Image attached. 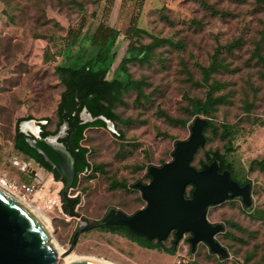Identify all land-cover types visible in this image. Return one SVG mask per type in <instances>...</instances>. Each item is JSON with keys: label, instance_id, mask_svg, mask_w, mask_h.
I'll use <instances>...</instances> for the list:
<instances>
[{"label": "rangeland", "instance_id": "1", "mask_svg": "<svg viewBox=\"0 0 264 264\" xmlns=\"http://www.w3.org/2000/svg\"><path fill=\"white\" fill-rule=\"evenodd\" d=\"M133 17L145 33L131 39L126 31ZM100 23L116 31L108 81L125 79L119 67L132 41L155 47L146 62L128 65L132 79L143 82V93H125L115 108L121 119L116 129L125 139L108 129L86 132L82 145L90 150L93 169L80 176V212L91 220L105 214V175L108 206L134 213L146 205L132 186L149 182L150 166L173 160L174 143L190 137V125L197 117L209 118L194 116L190 100H204L208 87L203 69L219 50L228 68L212 75L210 83L223 84L217 95L225 100L214 118L210 116L217 128L208 131L210 141L193 165L200 169L206 151L224 154L232 143L253 184V204L246 208L236 198L209 210L211 223L225 225L217 239L236 261H221L207 249L202 258L192 256L185 243L174 256L139 250L100 230L83 235L68 256L107 264H264V171L258 166L264 162V63L257 56L259 46L264 56V4L258 0H0V174L8 182L36 185L25 170L31 160L14 148L16 129L28 118L37 123L48 119L47 127L55 128L64 90L55 66L65 62L71 48L68 32L73 29V37L89 45ZM237 42L240 45L230 52L227 48ZM81 118L94 120L86 111ZM178 120L187 125H176ZM224 125L232 128L230 137L224 136ZM38 167L32 163L34 170ZM44 176L51 192L62 186L63 192L64 185ZM26 200L49 220L53 241L68 250L80 221L64 207L63 213L58 207L49 208L45 199Z\"/></svg>", "mask_w": 264, "mask_h": 264}, {"label": "water", "instance_id": "2", "mask_svg": "<svg viewBox=\"0 0 264 264\" xmlns=\"http://www.w3.org/2000/svg\"><path fill=\"white\" fill-rule=\"evenodd\" d=\"M99 119L105 122L111 133L119 135L111 120L105 117ZM95 120H86L85 123ZM30 122L38 126V132L23 128V124ZM47 123H37L33 119L24 120L20 122L18 129L24 135L35 137L26 139L29 147L40 154L66 182L62 197L66 201L69 214L73 216L76 201L69 197V190L76 177V160L65 145L59 142L60 133L45 139L39 138L41 126ZM208 125V118L197 117L190 128V137L176 143L173 160L162 166H150L151 181L148 184L139 182L134 185V188L141 190L147 202L145 209L132 216L111 209L102 220L92 224L83 219L85 225L78 228L71 248L64 251V255L72 251L79 235L85 230L105 225H125L135 234L159 241L166 240L172 230H177L175 243L184 233L190 232L193 233L190 239L193 251L197 243L203 242L214 254L222 259L228 258V250L216 240V235L223 232L225 225L209 222V208L235 198H240L243 206L249 208L253 204V184L248 182L241 186L233 179L230 170L220 172V162L212 154L202 169L193 165L199 149L207 144L204 131ZM64 129L63 126L62 130ZM191 187L193 190L189 197L188 191ZM59 263V251L53 241L52 228L44 225L37 215L0 184V264ZM71 264L96 263L77 260Z\"/></svg>", "mask_w": 264, "mask_h": 264}, {"label": "trees", "instance_id": "3", "mask_svg": "<svg viewBox=\"0 0 264 264\" xmlns=\"http://www.w3.org/2000/svg\"><path fill=\"white\" fill-rule=\"evenodd\" d=\"M258 1L264 4V0ZM84 21L83 19L79 29L83 28ZM144 33V30L137 26V18L133 17L126 31V35L133 39L135 36H140ZM115 34L116 31L113 27L100 23L90 36V43L87 45L84 39H75L73 37L75 32L73 29L70 30L68 32V38L73 39V42L69 45L71 48L67 51L65 62L55 66V74L58 76L60 84L64 87L57 107V126L60 127L67 123L72 133V143H67V148L76 160L74 186L79 182V175L81 173L93 169L88 158L89 149L82 145L85 139L86 129L90 126L106 128L105 122L100 120V117L111 120L117 127L121 119L115 112V108L122 101L124 94L130 91H137L140 94L143 93V82L132 79L128 71V65L146 62L149 59V55L153 52L155 45L152 43L149 45L137 46L134 41H132L119 67L125 79L114 78L112 81H108L107 76L114 59L112 48L115 45ZM239 45L240 43L237 42L231 44L227 49L232 52V50ZM74 46H79L78 50L73 51L72 48ZM257 52L258 59L264 63V56L261 54L260 46ZM221 53L222 50H219L212 64L208 68L203 69L204 81L208 87L204 100H190L192 114L194 116L204 115L209 117V125L204 131L207 143L210 141V138L207 136L208 131L216 130L217 128L214 121L210 119V116L214 118L215 113L218 111V106L225 100L224 97L217 95L223 88V84L217 80H213L210 83L212 75L220 73L228 68L225 60L221 58ZM84 110L96 120L94 122L84 123L79 119V114ZM74 114L76 115L73 116ZM31 119L33 118H28V120ZM46 121L48 122L49 120L47 119ZM174 123L176 125H187L185 121L181 120L174 121ZM191 126L192 124L190 128ZM223 127L224 136L226 138L230 137L232 135V128L227 125ZM46 134L48 135L49 133ZM22 135L19 129H16V136L19 137L20 140L15 144V149L32 157L42 168L53 174L55 180L65 182L40 154L29 147ZM116 137L120 140L125 139L122 132ZM177 142L178 141H176L174 145H176ZM203 148H200L199 151ZM210 154L214 155L215 158L219 160L221 165L220 172L228 169L231 171L233 179L240 184L250 182V180L246 178L247 169L244 164L237 159L235 148L232 143L226 146L224 154L220 151H206L205 161L200 162V169H202L205 162H209ZM258 166L264 171V162H259ZM64 209L66 210L65 206ZM223 231H225V229Z\"/></svg>", "mask_w": 264, "mask_h": 264}, {"label": "flooded vegetation", "instance_id": "4", "mask_svg": "<svg viewBox=\"0 0 264 264\" xmlns=\"http://www.w3.org/2000/svg\"><path fill=\"white\" fill-rule=\"evenodd\" d=\"M87 112V111H86ZM88 113V112H87ZM89 114V113H88ZM76 114H74L73 116H75ZM90 115V114H89ZM92 117V116H91ZM93 118V117H92ZM79 119H81L82 120V118H81V114H79ZM83 121V120H82ZM84 122V121H83ZM85 123V122H84ZM48 124H49V121H48V123L46 124V125H43V126H41V131H40V133H39V138H42V139H45V138H48L49 136H53V135H57L58 133H60V135H61V138L59 139V142H61V143H63L64 145H65V147L67 148V145L68 144H71L72 143V133H71V131H70V129H69V126H68V124L67 123H65V124H63L62 126H57V124H56V126H55V128L53 129V130H51V129H49L47 126H48ZM64 126V130H62V127ZM98 128H102V129H107V127L105 128V127H94V126H90V127H88L87 129H86V131H85V138H86V132L88 131V130H91V129H98ZM18 129V128H17ZM62 130V131H61ZM117 130V129H116ZM46 133H49L48 135L46 134ZM113 134V133H112ZM113 135H115V134H113ZM115 136H117V135H115ZM22 137H23V139L26 141V139L27 138H31V139H34L35 137L33 136V135H22ZM19 137H17L16 136V133H15V137H14V148H15V144H17L18 142H19ZM85 140V139H84ZM68 143V144H67ZM87 148V147H86ZM68 149V148H67ZM17 151V150H16ZM18 153H20L21 155H23L25 158H27V159H29V160H31L34 164H36L37 166H39V167H41L32 157H29L28 155H26V154H24L23 152H21V151H17ZM88 155H90V150H89V154ZM43 158V157H42ZM93 167V166H92ZM42 168V167H41ZM150 168V167H149ZM44 169V168H43ZM45 170V169H44ZM46 171V170H45ZM46 172H48V171H46ZM49 174H50V172H48ZM85 173H81L80 175H79V182H80V176L81 175H84ZM147 176H148V178H149V182L151 181V177H150V175H149V169H148V171H147V174H146ZM235 180V179H234ZM75 181V180H74ZM79 182L74 186V183H73V186L70 188V190H69V197L71 198V199H73L74 201H76L75 203H74V208H73V211H74V213H75V215H70L69 214V210H68V208H66V206H65V204H66V201L64 200V198L63 197H61V199H60V204H61V212L63 213V207L65 206V208H66V210H67V212H68V214L72 217V218H75V219H78V221H80V223L79 224H77V227H76V230H75V232H74V234H73V236H72V238H71V240H70V247L68 248V249H70L71 248V245H72V240H73V238H74V235H75V233L77 232V230H78V228L80 227V226H83V225H85L83 222H82V220L83 219H85V220H88V222L90 223V224H92V223H94V222H96V221H100V220H102L106 215H107V213L111 210V209H115V210H117V211H122V212H124L125 214H127V215H129V216H132V215H134L135 213H137L138 211H140V210H142V209H145L146 207H147V202L144 200V198H143V195H142V192H141V190L140 189H137V188H134V185L135 184H133V186H132V188L134 189V190H137V191H139L140 193H141V195H142V198H143V200L145 201V203H146V205L142 208V209H140V210H138V211H136V212H134V213H127V212H125V211H123V210H121V209H119V208H117V207H113V206H108V193H109V189H108V179H107V176L105 175V214L100 218V219H98V220H91L90 218H88V217H86L85 215H83L81 212H80V204H81V198H80V196H79V191H77V187H78V185H79ZM148 182V183H149ZM238 182V181H237ZM57 183H59V184H61V185H64V188H65V186H66V182H63V181H59V182H57ZM137 183H139V182H137ZM141 183H143V184H148V183H144V182H141ZM240 184V183H239ZM247 183H243V184H240L241 186H244V185H246ZM62 189H63V186L62 187H60V190H61V193H62ZM192 190H193V187H191V189L188 191V196L189 197H191V193H192ZM73 191H77V193H75L74 195H72V192ZM236 199V198H235ZM240 199V198H239ZM234 200V199H233ZM218 206V205H217ZM212 207H214V206H212ZM211 208V207H210ZM210 208H209V210H210ZM208 214H209V212H208ZM210 222V221H209ZM211 223V222H210ZM211 224H213V223H211ZM87 225V224H86ZM95 230H100L101 232H103V233H105V234H109V235H112V236H116V237H118V238H122L123 240H125L128 244H130V245H132V246H134L135 248H138L139 250L141 249V250H146V251H150V252H156V253H162V254H165V255H167V256H174L175 254H176V252H177V250H178V248H179V246L181 245V243H185V244H187V247H188V254H190V255H192V256H199V257H203L204 256V252H205V249H207L208 250V252H209V254L210 255H213V256H216L217 258H219L221 261H226V260H230V259H232L233 261H236L237 259L235 258V257H232L230 254V252H229V250H228V248L227 247H225L218 239H217V236L219 235V234H221V233H223V232H221V233H219V234H217L216 235V240L224 247V248H226L227 250H228V253H229V257L228 258H226V259H222L219 255H217V254H214L211 250H210V248H209V246L206 244V243H203V242H201V243H197L196 244V246H195V248H194V251H193V246H192V244H191V242H190V239L193 237V233H190V232H186V233H184V235L182 236V238L177 242V243H175V241H176V232H177V230H172L170 233H169V235H168V237H167V239L166 240H163V241H159V240H157V239H154V240H149V239H147L146 237H143V236H141V235H138V234H135V233H133L127 226H125V225H105V226H101V227H97V228H93V229H89V230H85V231H83L80 235H79V237H78V239H77V242H76V244H75V246H74V248L72 249V251H70L69 253H68V255H71L75 250H76V248H77V244H78V241H79V239L83 236V235H85V234H87V233H90V232H92V231H95Z\"/></svg>", "mask_w": 264, "mask_h": 264}, {"label": "built area", "instance_id": "5", "mask_svg": "<svg viewBox=\"0 0 264 264\" xmlns=\"http://www.w3.org/2000/svg\"><path fill=\"white\" fill-rule=\"evenodd\" d=\"M32 161L26 164L25 170H28V172L31 173V176L34 177V180L37 182L35 184H29V183H22V182H8L1 174H0V184L2 186L8 187L13 192L18 193L21 197L27 198V197H38L41 199H45L46 205L49 208L54 209L55 207H58L61 211V190L60 188L58 190H55L54 192H51V190L48 188L45 180V174L51 176V180H55L53 174H49L46 172L43 168L38 167L36 170L32 168ZM34 170V172H32Z\"/></svg>", "mask_w": 264, "mask_h": 264}, {"label": "bare ground", "instance_id": "6", "mask_svg": "<svg viewBox=\"0 0 264 264\" xmlns=\"http://www.w3.org/2000/svg\"><path fill=\"white\" fill-rule=\"evenodd\" d=\"M23 128L26 130H31L34 132H38L39 128L38 126L34 123V122H30V123H25L23 124ZM5 187V186H3ZM10 193H12V195H14L18 200H20L21 202H23L25 204V206L35 215H37L40 220L43 222L44 225H46L48 228L51 229V224L49 222V220L41 213L39 212L29 201H27L25 198L21 197L18 193L13 192L12 190H10L8 187H5ZM55 243V241H54ZM58 251H59V260L63 261L64 264H71L74 261H77V259L75 260L74 256H68V255H64V251L63 249H61L56 243H55ZM87 261H92L95 262L96 264H107L105 262H103L101 260V262L99 260H95V259H85Z\"/></svg>", "mask_w": 264, "mask_h": 264}, {"label": "crops", "instance_id": "7", "mask_svg": "<svg viewBox=\"0 0 264 264\" xmlns=\"http://www.w3.org/2000/svg\"><path fill=\"white\" fill-rule=\"evenodd\" d=\"M6 36V35H5ZM51 59V56H50V54H48L47 56H46V59L48 60V59ZM49 61V60H48ZM49 63H51V61H49Z\"/></svg>", "mask_w": 264, "mask_h": 264}]
</instances>
